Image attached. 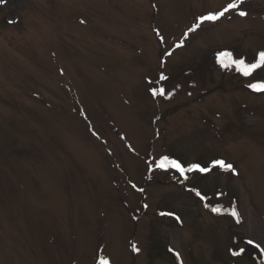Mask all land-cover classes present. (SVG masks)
Masks as SVG:
<instances>
[{
	"label": "rangeland",
	"instance_id": "rangeland-1",
	"mask_svg": "<svg viewBox=\"0 0 264 264\" xmlns=\"http://www.w3.org/2000/svg\"><path fill=\"white\" fill-rule=\"evenodd\" d=\"M230 2L0 0V264H264V67L218 62L264 51V0L188 33Z\"/></svg>",
	"mask_w": 264,
	"mask_h": 264
},
{
	"label": "snow or ice",
	"instance_id": "snow-or-ice-1",
	"mask_svg": "<svg viewBox=\"0 0 264 264\" xmlns=\"http://www.w3.org/2000/svg\"><path fill=\"white\" fill-rule=\"evenodd\" d=\"M244 3V0H232V2L228 3L224 8H222L219 11L208 13L206 15H202L197 18V21L193 24L191 28L188 29V33L195 32L197 29L200 28L201 24L204 22H215L220 20L222 17L225 16L226 13L230 12L231 10H237L238 14L241 17L247 16V12L240 10V6ZM188 33H185V39L187 38ZM159 35V33H157ZM161 41H163V36L160 37ZM183 46V40L177 43L176 47H182ZM171 52H168L167 55H171ZM225 57L228 58V61H225ZM218 62L220 65L225 68L229 69L234 67L238 72H240L243 76L249 77L252 76V74L264 67V51H260L258 53V59L255 60V62H246L245 59L239 58L234 59L232 58L231 52H220L218 56ZM162 79H166V77H161ZM248 87L252 89L255 92H264V79L258 80L255 83H249ZM164 91L161 89L159 92H157L155 89H153V95H163ZM155 168L162 170V171H169V170H175L179 174L180 177L183 178V181H186L189 179L190 173H209L212 171L213 168L219 167L220 169H223L224 171H235L234 166L231 163H226L223 159H216L211 162L210 166H203L201 163L194 162L190 164H183L181 161L177 158H172L168 155L161 156L158 160L155 162ZM152 165L150 164V167ZM135 187V185H133ZM140 191H143V189H140ZM193 191L196 192V195L199 196L202 200L206 199L198 190L193 189ZM146 208L147 205H144ZM212 211L214 212H220V208H212ZM160 215L162 216H174V213L171 212H161ZM231 215L237 219V222H240V216L237 210L233 209L231 211ZM177 220H179V217H176ZM247 244L253 245V240H248ZM254 247L259 249L260 252L264 253V248L261 247L260 243H255ZM132 250L134 252L139 253L140 249L133 244ZM172 251V249H169ZM244 252L243 248H240L239 251H233V256L241 255ZM177 258H179V253H176ZM99 264H109V261L101 258L99 261Z\"/></svg>",
	"mask_w": 264,
	"mask_h": 264
},
{
	"label": "trees",
	"instance_id": "trees-1",
	"mask_svg": "<svg viewBox=\"0 0 264 264\" xmlns=\"http://www.w3.org/2000/svg\"><path fill=\"white\" fill-rule=\"evenodd\" d=\"M260 252L257 248L254 247V245L250 246V251L249 252H245L244 253V257L249 256L250 258L255 256V257H259ZM260 258V257H259Z\"/></svg>",
	"mask_w": 264,
	"mask_h": 264
}]
</instances>
